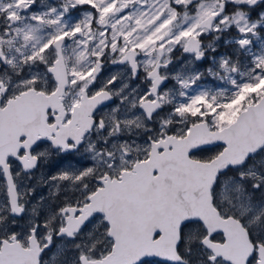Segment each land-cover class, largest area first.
<instances>
[{
	"label": "snow or ice",
	"instance_id": "snow-or-ice-1",
	"mask_svg": "<svg viewBox=\"0 0 264 264\" xmlns=\"http://www.w3.org/2000/svg\"><path fill=\"white\" fill-rule=\"evenodd\" d=\"M0 264H264V0H0Z\"/></svg>",
	"mask_w": 264,
	"mask_h": 264
},
{
	"label": "flooded vegetation",
	"instance_id": "flooded-vegetation-1",
	"mask_svg": "<svg viewBox=\"0 0 264 264\" xmlns=\"http://www.w3.org/2000/svg\"><path fill=\"white\" fill-rule=\"evenodd\" d=\"M118 70H119L118 67H115V66H111V65H109L108 68L106 69V73H110V72H114V71H118ZM210 81H211L210 84H212L213 87H214V86L216 85V82H215V81L207 80V81H205V82H210ZM46 170H47V169H43L42 171H46ZM37 175H39V173H37ZM38 192H39L40 194H43V195L47 196V194H48V192H47V186H43V187L39 188V189H38Z\"/></svg>",
	"mask_w": 264,
	"mask_h": 264
},
{
	"label": "rangeland",
	"instance_id": "rangeland-1",
	"mask_svg": "<svg viewBox=\"0 0 264 264\" xmlns=\"http://www.w3.org/2000/svg\"><path fill=\"white\" fill-rule=\"evenodd\" d=\"M210 83H211V81L210 82H203L202 87H204V88H212V89H215L216 87H218V82H216V85L214 87ZM194 90H196V89H194Z\"/></svg>",
	"mask_w": 264,
	"mask_h": 264
}]
</instances>
